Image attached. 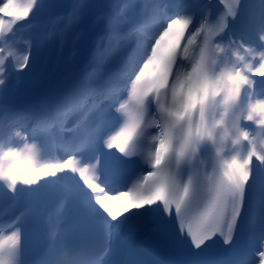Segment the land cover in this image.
Returning a JSON list of instances; mask_svg holds the SVG:
<instances>
[{"label": "snow or ice", "instance_id": "6c2138e0", "mask_svg": "<svg viewBox=\"0 0 264 264\" xmlns=\"http://www.w3.org/2000/svg\"><path fill=\"white\" fill-rule=\"evenodd\" d=\"M0 264H264V0H0Z\"/></svg>", "mask_w": 264, "mask_h": 264}]
</instances>
